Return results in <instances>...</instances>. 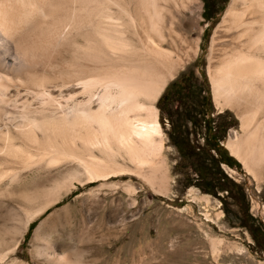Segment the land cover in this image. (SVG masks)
Returning <instances> with one entry per match:
<instances>
[{"label": "bare ground", "instance_id": "bare-ground-1", "mask_svg": "<svg viewBox=\"0 0 264 264\" xmlns=\"http://www.w3.org/2000/svg\"><path fill=\"white\" fill-rule=\"evenodd\" d=\"M190 2L0 0V206L11 201L19 209L0 226V264H22L13 256L30 224L77 186L135 174L168 192L155 103L191 50L174 59L163 25L169 14V31L182 43L180 19L166 7L179 11ZM212 46L219 48L210 69L215 102L242 122L243 134L231 136L227 147L262 181L264 0H232ZM50 47L66 49L70 60L56 61ZM57 88L78 89L68 97L72 107L56 106ZM120 157L134 170L119 164ZM28 175L49 184L20 190ZM41 226L33 242L41 240ZM47 249L36 246L35 252L55 264H80Z\"/></svg>", "mask_w": 264, "mask_h": 264}, {"label": "rangeland", "instance_id": "rangeland-1", "mask_svg": "<svg viewBox=\"0 0 264 264\" xmlns=\"http://www.w3.org/2000/svg\"><path fill=\"white\" fill-rule=\"evenodd\" d=\"M231 2L232 0H228L226 4L216 3L210 8L206 12V15L213 17L210 21L203 17V0H191L188 6L179 11L172 9L170 5L166 7L176 19H180L178 32L184 39V45L170 33L171 16L166 14L163 32L168 43L165 49L171 51L174 59L181 55L185 59V53L191 50L190 58L185 59L167 85L180 74L191 70L200 83L203 81L202 77H205L214 115H221L232 124L222 146L240 164L239 170L227 166L222 168L243 189L249 215L264 225V179L258 181L228 149V139L235 134H243L242 122L236 111L222 109L216 104L210 77V69L215 67V60L219 55L218 46H212L213 36ZM107 9L116 12L115 6H107ZM106 12L110 13L109 10ZM40 16L39 13L38 18ZM41 17L38 21L43 20ZM214 19L217 22L213 24ZM134 42L137 43L136 40ZM50 50L55 52L53 58L56 61L70 60L66 49L54 51L50 47ZM195 50L196 53H193ZM55 64L57 65L56 62ZM42 69V66L38 69L40 76L45 74ZM53 71V74L58 72L57 67ZM77 90L69 89L62 93L58 88L54 90L56 106L72 107L73 101L68 97ZM83 97L88 100V96ZM157 117L164 145L162 155L169 176L168 192L160 193L156 187L150 186L135 174L112 176L84 187L77 186L57 205L30 224L33 225L30 235L26 237L27 233L25 234L13 256L17 263L55 264L39 256L35 252L37 246L40 251L48 248L49 255L65 254L71 261L78 259L80 264H264V254L255 248L249 231L239 226L243 220L239 207L230 204V214L227 215L218 199L205 195L194 187L185 189L179 184L172 174V168L178 160L177 153L167 144V126L163 127L160 123L158 109ZM93 153L99 155L97 151ZM116 160L134 170V166L122 157ZM36 177L38 176H26L18 188L23 190L38 184H49ZM14 210H19L18 205L11 201L0 206V226L8 223ZM41 224V240L33 242L35 231ZM213 241H217V244Z\"/></svg>", "mask_w": 264, "mask_h": 264}, {"label": "trees", "instance_id": "trees-1", "mask_svg": "<svg viewBox=\"0 0 264 264\" xmlns=\"http://www.w3.org/2000/svg\"><path fill=\"white\" fill-rule=\"evenodd\" d=\"M227 2L203 0L204 19L213 20L206 12L216 3ZM216 22L214 19L213 24ZM202 79L200 83L193 70L180 74L165 87L156 104L159 121L167 126V144L178 157L172 174L185 189L194 187L218 199L227 215L230 204L239 207L243 218L239 226L249 231L255 248L264 254V225L249 215L243 189L222 168L240 169V164L222 146L232 124L221 115H214L208 83L205 77ZM32 229L30 225L26 237Z\"/></svg>", "mask_w": 264, "mask_h": 264}]
</instances>
